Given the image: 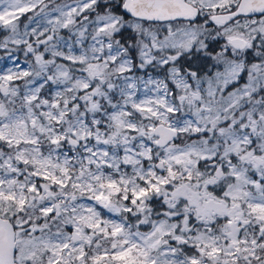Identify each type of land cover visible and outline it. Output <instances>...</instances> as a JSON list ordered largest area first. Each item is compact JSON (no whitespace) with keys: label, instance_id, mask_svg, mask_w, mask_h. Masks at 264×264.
<instances>
[{"label":"snow or ice","instance_id":"6c2138e0","mask_svg":"<svg viewBox=\"0 0 264 264\" xmlns=\"http://www.w3.org/2000/svg\"><path fill=\"white\" fill-rule=\"evenodd\" d=\"M0 33V264H264V0H0Z\"/></svg>","mask_w":264,"mask_h":264},{"label":"rangeland","instance_id":"374dc122","mask_svg":"<svg viewBox=\"0 0 264 264\" xmlns=\"http://www.w3.org/2000/svg\"><path fill=\"white\" fill-rule=\"evenodd\" d=\"M46 2H47V0H46ZM63 2H66V0H56V3H63ZM29 15H30V14H29ZM26 22H27V21H26ZM26 22H25V23H26ZM33 26H35V25H33ZM61 34H62V35H66V33H64V32H62ZM2 36H3V33H0V38H2ZM32 39H34V38H32ZM4 55H5L4 52H0V56H4ZM14 55H17V54L14 53ZM21 56H23V57H21ZM24 60H25V59H24V55H23V54L20 55V56H19V61L22 63ZM4 66H10V65H9V63L6 62V61H4V62H0V67H4ZM23 66H25V65L22 63V67H23ZM125 170L130 172V171H131V168H130V167H127V168H125ZM104 212H105V215H107V216H111L112 218H116L113 214L107 213L106 210H104Z\"/></svg>","mask_w":264,"mask_h":264},{"label":"trees","instance_id":"16d2710c","mask_svg":"<svg viewBox=\"0 0 264 264\" xmlns=\"http://www.w3.org/2000/svg\"><path fill=\"white\" fill-rule=\"evenodd\" d=\"M26 21H27V17L26 16L21 18V23L22 24L25 23ZM0 52H3V51H0ZM15 54H17L18 56H20V55H22V52L15 53ZM21 57H23V56H21ZM24 59H25V57H24ZM28 59H31V57H29Z\"/></svg>","mask_w":264,"mask_h":264}]
</instances>
